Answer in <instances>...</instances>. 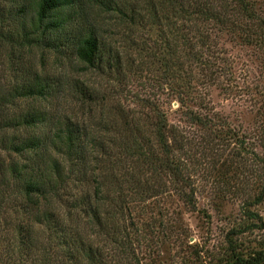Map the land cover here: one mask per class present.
I'll use <instances>...</instances> for the list:
<instances>
[{
  "label": "trees",
  "instance_id": "obj_1",
  "mask_svg": "<svg viewBox=\"0 0 264 264\" xmlns=\"http://www.w3.org/2000/svg\"><path fill=\"white\" fill-rule=\"evenodd\" d=\"M97 1L133 30L160 23L169 51L160 57L165 89L179 104L193 92L194 80L209 89L233 76L232 61L213 36L226 34L261 51L264 79V12L251 0H35L15 15L0 5V218L10 221L14 251L36 254L35 264H52L40 229L52 233L68 264H143L140 244L154 231L163 238L171 231L162 218L169 215L172 187L184 205L178 215L197 212L191 140L169 124L167 112L95 133L50 107L66 92L64 79L38 67L34 51L41 59L47 53L76 59L101 74L121 69L122 52L106 44L92 20L90 4ZM177 79L186 85L173 86ZM66 87L93 100L78 80ZM258 93L264 119V88ZM190 121L216 127L208 114H191ZM204 137L197 136L200 153L206 152ZM262 141L264 146V128ZM212 166L214 172L224 167L215 160ZM260 188L255 201L264 197V184ZM250 227L232 229L224 252L210 264H264V243L240 238ZM179 231L180 245L189 246L184 223Z\"/></svg>",
  "mask_w": 264,
  "mask_h": 264
},
{
  "label": "rangeland",
  "instance_id": "obj_2",
  "mask_svg": "<svg viewBox=\"0 0 264 264\" xmlns=\"http://www.w3.org/2000/svg\"><path fill=\"white\" fill-rule=\"evenodd\" d=\"M34 1L0 0V5L15 15ZM114 1L122 5L125 2ZM251 1L258 12H264V0ZM90 5L96 9L91 13L92 20L100 28L103 40L122 52L121 69H106L101 74L85 69L76 59L49 53L41 59V54L34 51L31 59L38 67L64 79L66 92L59 95L50 107L95 133H107L115 130V124L123 128L122 125L128 121L153 118L167 112L169 124L187 134L191 140L188 166L197 212L188 213L189 209H186L178 215L179 208L184 205L172 187L167 198L169 215L162 218V225L171 231L166 238L162 234L157 237L158 231H154L140 244L139 253L145 258L143 264H210L224 252L227 234L245 224L251 229L241 235V240L264 243V197L255 201L260 194L258 189L264 184V119L258 112V92L264 88L260 70L262 52L239 41L234 43L226 34L221 39L218 35L213 36L218 49L225 52L224 57L232 61L233 76L220 78L209 89L194 80L191 83L194 93L179 104L176 96L165 89V67L160 57L166 56L169 51L162 40L160 23L149 21L144 27L133 30L125 19L104 9L98 1ZM76 80L85 85L93 100L81 99L66 87ZM176 81L172 83L175 87L177 84L186 85L178 79ZM201 104H207L205 108L208 110L201 109ZM191 114H208L216 127L204 129L191 125ZM220 124L224 126L220 127ZM199 134L205 135V153L197 151L201 144L197 138ZM214 160L218 168L224 165L225 177H222L223 171L219 174L222 169H215L214 172ZM5 218H0V264H35L36 254L20 256L14 251L12 228ZM126 223L131 224L129 220ZM169 223H175L173 229ZM183 223L186 237L190 238L189 246L186 243L181 246L178 239L181 238L179 228ZM51 235L46 229H40L39 242L47 247L52 264H68L59 253L63 250L57 248ZM141 236L143 234L140 233L136 238Z\"/></svg>",
  "mask_w": 264,
  "mask_h": 264
}]
</instances>
